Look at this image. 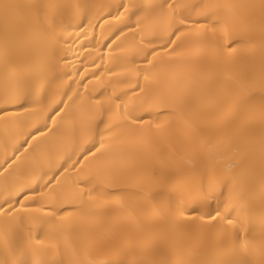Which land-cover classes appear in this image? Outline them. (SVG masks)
<instances>
[{"label": "bare ground", "instance_id": "1", "mask_svg": "<svg viewBox=\"0 0 264 264\" xmlns=\"http://www.w3.org/2000/svg\"><path fill=\"white\" fill-rule=\"evenodd\" d=\"M34 2L0 0V106L8 109L0 113V203L13 201L0 215V264H149L161 257L208 264L227 258L234 235L221 217L201 218L216 209L231 211L234 221L258 234L264 227V0H168L180 6L177 14L212 19L187 31L175 53L160 52L158 74L148 76L140 63L142 41L169 29L171 10L153 7L164 0H45L59 5L45 10L59 43L28 23L33 12L27 5ZM121 3L131 7L118 14ZM140 5L144 11L134 17ZM192 5L201 7L192 11ZM215 5L221 7H205ZM225 28L241 42L231 52L215 47L217 39L224 46ZM209 87L231 96L222 117L204 95ZM170 95L180 97L179 105L161 107L160 97ZM56 109L62 111L53 123L48 117ZM165 111L173 115L160 117V128L151 121L130 124L131 116ZM101 120L129 127L103 138L99 159L90 155L73 168L84 150L100 146L95 126ZM38 128L47 133L41 142L17 152ZM233 140L239 151L229 147ZM104 172L115 179H98ZM202 174L208 182L215 177L208 198L200 191ZM225 178L231 183L222 189ZM18 189L30 196L16 204ZM160 201L173 213L157 215ZM177 205L192 214H175ZM50 208L62 215H50Z\"/></svg>", "mask_w": 264, "mask_h": 264}, {"label": "snow or ice", "instance_id": "2", "mask_svg": "<svg viewBox=\"0 0 264 264\" xmlns=\"http://www.w3.org/2000/svg\"><path fill=\"white\" fill-rule=\"evenodd\" d=\"M5 8L10 7L11 5L5 3L3 5ZM237 5L233 4H224L223 7L231 9L233 7H236ZM240 7H248V5H239ZM29 9L32 10L33 16L31 20L28 21L32 27L37 29L38 31L42 32L46 39L48 41H54L55 43H59L60 38L55 36L56 32V25L55 21H52L51 28L47 27V14L46 9L48 8H56L59 7V5L52 4V3H46L45 0H35L34 3H31L27 5ZM131 6H126L123 3H121L118 6V14L119 9H127ZM153 7H158L160 11L163 13V10L165 7L171 10L172 16H171V22L169 24V29L165 34L160 35L157 39L149 40V41H142L143 44L146 45L145 50L143 51V56L140 60V63L147 65L148 67L145 69L144 74L145 76H148L149 74H158V68L159 64L157 62V57L159 56L160 52H169V55L175 53L177 51V48L180 46L177 41H181V37L189 31L193 26L199 27L204 26L208 23L209 20L212 19L211 15H208L207 13H201L202 15L206 16V19L204 20H192L186 17L183 14H177L178 5L169 3L168 0H164V3H161L159 5H154ZM200 5H192L191 10L195 11L197 8H200ZM206 8L209 7H215L219 8L221 5H215V6H205ZM144 11V6L140 5L136 12H134L132 15L134 17H139L141 13ZM218 15V14H217ZM219 20L212 23L211 27L213 29H216L219 27ZM136 29H139L141 27V21L139 19L136 20L135 24ZM129 30H133L131 24L129 25ZM123 31V30H121ZM225 34L227 36V40L224 42V46L221 48V41L217 39L215 47L219 48L221 51L231 52L234 49L241 46V42L238 39H234L230 33L227 32V29L225 28ZM119 35V33L117 34ZM115 38V37H114ZM175 44L176 47L171 48L169 51V46ZM154 45H158L154 46ZM137 87H139V84L137 82ZM235 90L234 85H230L228 91L232 92ZM205 97L211 102L215 109V115L218 117H222L224 113V106L225 104L229 103L231 101L230 95H225L223 92L213 88L209 87L206 92L204 93ZM9 102H15L5 100L4 103ZM251 99L247 101V103H251ZM160 106L163 108H175L180 103V97L177 95H170V96H161L159 99ZM8 109L6 107L0 106V113L7 112ZM62 109H56L49 117V120H52L53 123H56L55 117L60 114ZM262 111H264V103H262ZM173 113L171 111H165L157 115L155 118H153L151 115L145 116V115H136L130 117V124L131 125H137V124H143L145 122L151 121L152 123L156 124L157 128L162 127L161 124L157 123V121L162 116L171 117ZM60 119H64L63 116L60 117ZM47 127V126H45ZM96 133L99 137V147H97L95 144L92 145V147L87 148L84 150L80 157L76 159L72 163V167L74 168L77 164H80L81 160L87 159L90 155L93 157H96L99 159L100 157L97 156V153L101 152L103 146H104V137L109 136L110 134L117 131V129L120 128H128V125H106L103 120L99 121V123L96 124ZM52 132H55V129L51 130ZM130 132H136L137 130L135 128H130ZM47 135L44 128H38L35 132H32L29 134L28 138L25 139L24 143L20 145V148L17 149V152L23 150L25 152L30 151L36 147V145H33L30 143V141L35 140L37 142V145L41 142L40 137H45ZM211 142H209L210 145ZM209 145H206V147H209ZM230 148L233 150L239 151L242 147L240 145L238 140H233L230 142L229 145ZM260 149L261 151H264V137L261 139L260 143ZM71 161V158H69V161ZM66 162V163H68ZM10 162L6 161L4 167H7ZM234 166V165H233ZM61 170H63V166L61 167ZM0 171H3V168L0 167ZM47 175V174H45ZM59 175V172L53 174L51 178L44 184V187L47 188L52 183L53 180L56 179V176ZM154 178L159 179L155 175L154 172ZM100 180L104 181H111L115 179V176L111 172H104L102 175L97 177ZM41 180L44 179L43 176L40 178ZM231 181L227 178L223 180L222 183V189H226L229 187V184ZM81 187H87V185H82ZM215 190V177H213L211 182H208L207 177L205 174H202L200 177V191L204 195L205 198H208L209 192H214ZM32 194H34V190H32ZM91 195V192L89 193ZM16 199L15 203L19 204L22 199L25 197L30 196V192L18 189L15 193ZM220 196H223V190L220 192ZM238 197L234 194L233 199H237ZM147 199L156 201L157 196L156 195H150L147 197ZM12 200H4L3 203H0V215H7V212H4L3 209L5 208V205H12ZM22 207H27V205H22ZM155 212L157 215H164L165 213L172 214L173 209L170 205L167 207L164 206L163 201H160L158 205H154ZM65 212L69 211L68 209L64 210ZM195 211V209H194ZM77 212L79 213L80 210L78 209ZM48 213L50 215L54 216H60L62 215L61 212L56 211L55 208L48 209ZM184 214V215H191V212H187L182 206L177 205L175 209V214ZM201 218L203 219H210L214 220L218 216L222 219L226 220L229 225H233V232L234 235L231 240L229 252L227 258L224 259H217L211 262H208V264H264V227H261L259 233L257 234L255 228L250 224L247 228H243L240 225V222L234 221L231 216V211L228 212L227 215H223L219 209H216L215 212L207 211L204 213H201ZM261 223L264 224V217H262ZM31 239V237H29ZM38 240V238H37ZM39 242V241H38ZM3 264H24L22 261H16L15 259L9 260L5 259L3 261ZM88 264H123L121 261H89ZM136 264H146L145 261H137ZM149 264H173L172 261L166 259V258H159L154 259Z\"/></svg>", "mask_w": 264, "mask_h": 264}]
</instances>
